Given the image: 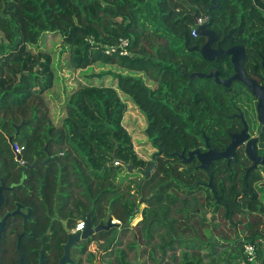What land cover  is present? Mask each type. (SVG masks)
Returning a JSON list of instances; mask_svg holds the SVG:
<instances>
[{"label": "trees", "instance_id": "obj_1", "mask_svg": "<svg viewBox=\"0 0 264 264\" xmlns=\"http://www.w3.org/2000/svg\"><path fill=\"white\" fill-rule=\"evenodd\" d=\"M204 16L207 29L215 33L222 48H245L243 67L249 76L259 77L264 58V0H0L1 170L11 174L17 157L12 145L19 143L24 147L22 159L41 162L28 175H39L40 205L45 210L55 208L74 225L91 214L97 224L107 212L122 223L120 231L113 228L93 238L105 240L108 248L127 236L139 203H146L143 218L133 229L134 243L149 245L157 229L165 232L160 257L150 255L149 247L136 245V264H204L201 252L219 243L215 237L205 239L207 244L200 240L210 225L205 204L212 208V201L214 213L223 209V218L233 228L236 215L250 216L243 225L246 239L238 233L233 241L243 262H248L246 242L257 247L258 262L264 258V220L250 213L262 207L256 195L247 192L259 177L254 172L246 176L243 156L238 154L230 166L224 159L214 161L210 173L200 168L179 170L199 161L186 164L172 156L206 147L204 135L211 145L224 149L230 137L221 129L234 120L227 114L248 92L239 81L227 88L214 78L190 77L195 72L219 71L227 79L234 73L229 56L208 61L193 49L205 40L200 31L194 38L190 26L196 17ZM52 34L61 37V49L66 52L63 71L82 78L78 87L66 89L67 94L55 93L56 87H65L58 82L55 64L59 58L42 47ZM120 39L130 40L129 54L106 55L105 49L118 45ZM94 65L104 72L89 76L87 71ZM104 77L112 78V83L94 85L96 78ZM48 98L62 101L60 108L52 111ZM128 102L145 119L143 133L157 150L151 161L139 158L123 125ZM57 111L62 114L58 124L54 122ZM214 127L219 132L212 139ZM153 161L155 167L146 177ZM123 163L133 165L143 178L124 184L119 174L133 173ZM210 180L212 187L206 185ZM222 237L228 239L225 234ZM178 248H182L179 256ZM117 254L118 264H129L126 249ZM209 258L206 264H215L214 255Z\"/></svg>", "mask_w": 264, "mask_h": 264}, {"label": "flooded vegetation", "instance_id": "obj_2", "mask_svg": "<svg viewBox=\"0 0 264 264\" xmlns=\"http://www.w3.org/2000/svg\"><path fill=\"white\" fill-rule=\"evenodd\" d=\"M202 37L205 40V44L208 39L204 36ZM202 46L198 48H202ZM212 47L218 48L221 46L216 41L212 44ZM263 60L264 58L262 59V67ZM248 77L254 79L260 86H264V67L259 77H254L252 74L248 75ZM246 87L248 88V86ZM259 102L260 97L253 95L252 91L248 88V92L242 94L235 103L236 108L234 112L231 113V109L227 110L231 113L227 114V116L234 118V120L233 123L230 122L226 127L224 126L221 129V133L228 134L230 137L229 144L222 150L213 144L212 147L219 152H223L231 144L232 135H240L246 129V134L244 135H248L247 140L236 147L234 158L238 154L243 156L246 176L250 172H254L255 176L259 177V182L257 184L253 183V188L250 187L251 190H247V192H249L248 196L253 197L256 195L257 204H260L262 207V211L250 213L259 214L260 219L264 220V163L259 162L255 166V161L250 157L247 150L249 147V151L253 154L256 153L258 159H264V124L261 122L259 116ZM215 132H219L217 127L212 129V139L215 137ZM251 140H254V142L249 144ZM201 150L205 152L207 147H203ZM195 160L198 159L196 158ZM17 162L18 157H15L13 166L11 165V174L4 170L2 171L0 168V225L2 224L0 228V264H118L117 250L119 249H126L129 264L137 263V261L132 263L130 250L127 246L120 245L123 239L120 240L118 238L116 244H113L109 248L105 240L93 239L95 235H99L100 237L101 232L110 231L113 228H117L120 231L123 228L120 221L107 212L106 217L99 221V223L95 224L91 220L92 226L95 229L100 223L107 225L110 220L114 226L108 230L103 229L100 232L93 233L88 238H83L82 232L74 231L75 225L73 221L61 218L55 211V208L53 211L48 208L45 210L40 205V189L37 186V177L39 175L30 174L29 176L28 173L32 169V165L35 163L37 165L41 162H26L24 165L17 164ZM226 162L230 166L228 160ZM199 166L200 162L192 166L185 165L179 170L198 169L200 168ZM140 205H143L142 210L140 212L138 210V213L129 225L132 231L142 220V212L147 208V204L143 201H141ZM138 215H141V219L136 222ZM213 215L212 211L211 216L213 217ZM113 220L118 222L113 223ZM134 222H136L135 225ZM249 222L250 216L247 217L245 223Z\"/></svg>", "mask_w": 264, "mask_h": 264}, {"label": "rangeland", "instance_id": "obj_3", "mask_svg": "<svg viewBox=\"0 0 264 264\" xmlns=\"http://www.w3.org/2000/svg\"><path fill=\"white\" fill-rule=\"evenodd\" d=\"M194 27V23L190 26L191 29H193ZM59 35H49L47 36L46 40H45V45H42L43 49L46 50L47 52L52 53L53 56H55V58H59V61L55 64V67L57 69V75L59 77L58 82L61 81V83L65 86V87H56L55 88V93L56 92H60V93H65L67 94V88L69 87H78L79 83H82L81 80L82 78L78 75V73H74L73 75L71 74L69 76V73L67 71H63V67H61V64L63 63V60H65L66 56V52L64 49L62 48V39ZM3 40L2 34L0 33V42ZM62 68V70H61ZM101 72H104L103 69L101 67L98 66H93L90 70L87 71V74L89 76H92V74H100ZM61 74L63 76V78L61 77ZM95 78V77H94ZM68 79V80H67ZM93 79V78H92ZM64 80H66L64 82ZM84 80V79H83ZM98 81V83H96ZM113 79L110 77H104V78H96V82L94 85H98L101 82H104L105 86L110 85L112 83ZM92 82L91 77H89V81L87 80V83L90 84ZM55 97V96H53ZM64 97V94H63ZM50 98H48L49 100ZM123 100L126 102L125 98H123ZM62 101H54L50 99V105L52 107H54V109L52 111H55V108L57 107V109L60 108ZM128 107L127 110L125 112V115L123 117V125L126 127V129L128 130V132L132 135V140H133V144H134V148L139 156V158L144 159L145 161H151L152 160V155L157 152L156 149H154L151 144L149 145L147 143V138L144 135V130L146 127V122L145 119L143 117V115L140 113V111L134 106L133 103L128 102ZM62 114L57 111L56 112V119H54V122L56 124L60 123V119ZM155 157V156H154ZM134 168V166H133ZM133 174L131 176L127 175L126 173H120L118 177L122 178L125 182L124 184H128L130 181L136 180V179H141L143 178L141 173H138L137 170L134 172H132ZM202 178L203 181L207 183V176L206 174H202ZM206 187V186H205ZM204 187V185L201 186V192H204L206 190V188ZM202 193H200L201 195ZM205 194V193H204ZM206 196V194H205ZM141 203H139V212L142 210L143 205H140ZM210 205V204H209ZM209 205L205 204V213L207 214V218L210 221V225L208 226L207 229H204L201 232V236L203 238H200L201 241H205V243L207 244L205 239H214V237L216 238V240L219 243L214 244V246H208L207 249L203 250L201 252V255L204 256V261L203 263L206 264L207 262H209L210 258L209 256L214 255V261L215 264H249L248 262H243L242 258L239 255V252L235 249H233V241L237 238L238 233H240V236L242 237V239H246L248 234H244L243 233V229H244V224L247 220V218H245V216L243 215H236L234 217V222L236 223V227L233 228V226H231L230 222L225 221V219L223 218V209H219V211L217 213H214V204L212 201V208L209 207ZM212 211L214 213L213 217L211 216ZM235 214V213H234ZM233 216V215H231ZM138 220L141 219V215H138L137 217ZM136 219V222H137ZM134 222V225L135 223ZM239 222V223H238ZM132 225V226H134ZM214 226H216V228H214ZM240 231V232H239ZM164 229H157L156 230V234L157 236L155 237V239L152 241L151 244L146 245V243L144 241H141L139 243V245H137L136 243H134V232L132 230H130L127 234V236L125 235L123 238V242L120 243V245H126L127 248L130 250V259L133 262L137 261V251L138 249H136V245L140 248H146L149 247L148 249V253L150 255H153L155 257H160V250H159V245L162 243V238L164 235ZM163 234V235H162ZM222 234H225L228 236V239L225 240L222 237ZM122 237V236H121ZM187 237L191 238V236L189 234H187ZM121 239V238H120ZM209 245V244H208ZM134 247H135V251H134ZM263 250H264V245L262 244ZM173 254V251H170ZM182 253V248H178L176 251V254L179 256ZM170 256V255H169ZM180 258V257H179ZM209 259V260H208ZM263 257L262 260L258 262V264H264L263 261ZM171 260V259H170ZM169 260V261H170Z\"/></svg>", "mask_w": 264, "mask_h": 264}, {"label": "water", "instance_id": "obj_4", "mask_svg": "<svg viewBox=\"0 0 264 264\" xmlns=\"http://www.w3.org/2000/svg\"><path fill=\"white\" fill-rule=\"evenodd\" d=\"M199 30L201 34L205 36L208 40L202 46V48H198L197 46H195L193 49L197 50L201 54V56L208 61H215L217 58H220L221 56H229L234 66V74L227 79H223L220 77L219 71H213V72L211 71L208 74L195 72L192 73L190 77L192 79L214 78L217 84H222L225 87H230L231 84L235 81L244 83L252 91L253 95H255L256 97H260V102L258 104V111H259L260 120L264 124V86H260L254 79L249 78L243 67V63L246 58L245 48L241 45H236L229 49H224L222 47L213 48L212 44L216 42L217 39L215 33L207 29L206 24L201 26ZM263 67H264V60H263ZM244 134H246V129H244L240 135L239 134L232 135L231 144L223 152H219L217 149L213 148L212 145L209 143V138L206 137V135H204L206 141V147H207V150L205 152H202L201 149H196L190 151L188 155L174 153L172 154V156L173 157L178 156L186 164L192 163L194 159L197 158L200 162L199 167L210 173V165L212 161L226 159L228 160L229 163L231 162V160L234 158L236 154L235 151L236 147L247 140L248 135L245 136ZM253 142L254 140H251L249 144ZM247 150L250 154V157L255 161V166H257L259 162L264 163V159H258L256 153L253 154L249 151V147ZM35 165L36 163L31 167L33 168L35 167ZM123 165L127 167L129 172L134 171L133 165L125 164V163H123ZM154 167H155V162L153 161L150 163L149 167L146 170L145 173L146 177L150 176ZM207 185L209 187H212V180H210ZM91 220H92V214L86 217L87 225L85 230L82 232L83 238H88L93 233L100 232L103 229L108 230L114 226V224H112L110 220L107 225L100 223L94 229Z\"/></svg>", "mask_w": 264, "mask_h": 264}, {"label": "built area", "instance_id": "obj_5", "mask_svg": "<svg viewBox=\"0 0 264 264\" xmlns=\"http://www.w3.org/2000/svg\"><path fill=\"white\" fill-rule=\"evenodd\" d=\"M208 21V17H196L195 18V23H194V27L191 31V35L194 38H197L199 36V29L201 26L205 25ZM130 46V40L129 39H120V42L118 45H114V46H110L108 48L105 49V54L106 55H112L116 52H119L120 55L122 56H127L129 54L128 52V48ZM12 149L14 151V153L17 155V157H19V163L20 164H25V159L21 158V155L23 154V150L24 147L21 146L19 143L15 142L12 145ZM86 217L84 216L82 218H80L75 226H74V231L75 232H83L86 228L87 222H86ZM118 222L116 220H113V223ZM244 253L247 257V261L249 264H258V252H257V247L255 246V244L251 243V242H246L244 245Z\"/></svg>", "mask_w": 264, "mask_h": 264}, {"label": "clouds", "instance_id": "obj_6", "mask_svg": "<svg viewBox=\"0 0 264 264\" xmlns=\"http://www.w3.org/2000/svg\"><path fill=\"white\" fill-rule=\"evenodd\" d=\"M20 159H19V157H18V161H19ZM26 161V160H25ZM19 163V162H18ZM26 163V162H25ZM20 164V163H19ZM20 165H22V164H20ZM24 165V164H23Z\"/></svg>", "mask_w": 264, "mask_h": 264}]
</instances>
